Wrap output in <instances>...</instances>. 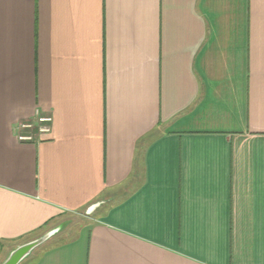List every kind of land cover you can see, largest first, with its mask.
Returning a JSON list of instances; mask_svg holds the SVG:
<instances>
[{
    "label": "crops",
    "instance_id": "1",
    "mask_svg": "<svg viewBox=\"0 0 264 264\" xmlns=\"http://www.w3.org/2000/svg\"><path fill=\"white\" fill-rule=\"evenodd\" d=\"M52 229L19 264H264V0H0V264Z\"/></svg>",
    "mask_w": 264,
    "mask_h": 264
},
{
    "label": "built area",
    "instance_id": "2",
    "mask_svg": "<svg viewBox=\"0 0 264 264\" xmlns=\"http://www.w3.org/2000/svg\"><path fill=\"white\" fill-rule=\"evenodd\" d=\"M52 122V115L41 113L33 119L21 120L16 127L17 138L24 142H36L51 133Z\"/></svg>",
    "mask_w": 264,
    "mask_h": 264
},
{
    "label": "water",
    "instance_id": "3",
    "mask_svg": "<svg viewBox=\"0 0 264 264\" xmlns=\"http://www.w3.org/2000/svg\"><path fill=\"white\" fill-rule=\"evenodd\" d=\"M57 229L49 230L42 235L33 238L25 243L16 246L10 251L8 256L1 264H19L23 259L29 256L37 247L45 243L52 235L56 233Z\"/></svg>",
    "mask_w": 264,
    "mask_h": 264
},
{
    "label": "trees",
    "instance_id": "4",
    "mask_svg": "<svg viewBox=\"0 0 264 264\" xmlns=\"http://www.w3.org/2000/svg\"><path fill=\"white\" fill-rule=\"evenodd\" d=\"M40 235H41V234H39V235L36 234V235H33V236L30 237V238L33 239V238H36V237H38V236H40ZM30 238H29V239H30ZM31 239H30V240H31Z\"/></svg>",
    "mask_w": 264,
    "mask_h": 264
},
{
    "label": "rangeland",
    "instance_id": "5",
    "mask_svg": "<svg viewBox=\"0 0 264 264\" xmlns=\"http://www.w3.org/2000/svg\"><path fill=\"white\" fill-rule=\"evenodd\" d=\"M74 218H76V217H74Z\"/></svg>",
    "mask_w": 264,
    "mask_h": 264
}]
</instances>
